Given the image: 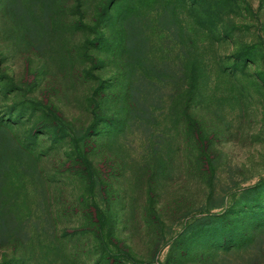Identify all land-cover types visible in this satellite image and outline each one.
Segmentation results:
<instances>
[{"label": "rangeland", "instance_id": "1", "mask_svg": "<svg viewBox=\"0 0 264 264\" xmlns=\"http://www.w3.org/2000/svg\"><path fill=\"white\" fill-rule=\"evenodd\" d=\"M102 239L264 264V0H0V264Z\"/></svg>", "mask_w": 264, "mask_h": 264}, {"label": "trees", "instance_id": "2", "mask_svg": "<svg viewBox=\"0 0 264 264\" xmlns=\"http://www.w3.org/2000/svg\"><path fill=\"white\" fill-rule=\"evenodd\" d=\"M104 223H105V221H103V223H102L103 226H104ZM101 243L102 244L99 246V249L104 254V257L101 258L97 264H124L122 261H120L119 259H117L118 257L117 258H116V256L114 257V255H113V257H110L109 256L113 260L108 259L106 257V255H107V253L109 251V246H108V244H107V242H106L105 239H102Z\"/></svg>", "mask_w": 264, "mask_h": 264}]
</instances>
